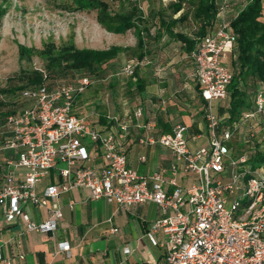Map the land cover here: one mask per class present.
<instances>
[{"label":"built area","instance_id":"built-area-1","mask_svg":"<svg viewBox=\"0 0 264 264\" xmlns=\"http://www.w3.org/2000/svg\"><path fill=\"white\" fill-rule=\"evenodd\" d=\"M228 4L223 0L220 12ZM237 39L231 23L223 20L211 34L199 38L192 53L209 132L208 141L197 147L191 146L185 123L153 135L155 124L141 122L142 107L120 119L117 130L93 127L75 113L78 96L94 83L89 74L73 82L19 90L16 111L0 122V152H11L5 161L8 181L0 189L6 221L21 218L26 231L55 232L63 216L60 195L83 187L88 199L105 198L124 208L158 203L161 216L146 235L154 245H166L165 264H264V82L256 86L253 105L239 114L221 115L215 108L216 101L229 108L233 72L224 57L233 52ZM138 64L131 59L119 73L134 75ZM10 96L2 99L12 103ZM132 126L145 128L140 137L143 145L159 143L171 149L174 160L168 175L165 170L144 174L129 165L121 141ZM243 133L248 138L239 141ZM99 154L104 164L96 167L93 163ZM139 160L145 161L146 156L140 155ZM20 167L25 173L16 180L14 169ZM52 170L61 179L39 195L38 183ZM180 172L186 184L179 183ZM28 203L48 208L49 217L34 220L23 207ZM8 244L0 238V261L14 264V257L4 252ZM71 249V242L62 240L56 253L71 255ZM17 257L24 259L25 254Z\"/></svg>","mask_w":264,"mask_h":264},{"label":"crops","instance_id":"crops-1","mask_svg":"<svg viewBox=\"0 0 264 264\" xmlns=\"http://www.w3.org/2000/svg\"><path fill=\"white\" fill-rule=\"evenodd\" d=\"M178 1L157 0V6L154 0L151 1L153 8L149 16L145 15L140 7L145 19L142 24L141 46L138 31L132 28L137 39L119 43L116 42L117 36L122 32H116L109 38L113 42L111 46L94 48L107 49L123 45L124 50L103 63V67H108H105L103 74L91 75L94 79L91 85L93 87L90 86L80 99L78 98L75 105L77 115L85 117L87 122L90 121L89 123L100 131L117 130L120 119L132 116L137 107H142L141 122L155 124L153 135L171 132L176 124L185 123L189 126L192 147L208 141L209 132L204 117L206 101L194 74L196 63L192 57L200 38L196 34L199 25L193 18L194 8L190 0H184L181 8L175 11ZM250 1L228 0L225 12L219 10L212 31H215L223 20L231 23ZM220 2L222 5L223 0ZM183 14L186 16L181 18ZM231 30L235 32L232 26ZM128 46H136V55L140 59L137 73L131 76L120 74V69L118 70V61ZM236 46L233 52L224 57L228 67L227 59L231 58L232 66ZM142 53L143 58L140 57ZM260 81L257 79L258 83ZM102 82L107 84L104 97L98 94ZM89 97H92L93 105L90 111H87ZM253 99L254 95L251 98L252 105ZM215 108L221 115L231 113L230 103L228 108L217 101ZM142 135H145L144 127L132 126L121 141L126 148L129 165L144 174L165 170L168 175L174 160L171 149L159 143L143 145L140 142ZM245 138H248V133H243L238 140L245 141ZM142 154L146 156L145 161L139 160ZM0 156L3 161V166L0 167L1 189L8 181L4 176L8 169L5 161L11 156V152L2 151ZM93 164L96 167L104 164L102 154L98 155ZM14 170L15 179L21 180L25 168ZM60 179L59 174L52 170L38 183L37 192L41 195L46 187ZM177 179L181 184L187 183L182 172L178 174ZM87 196L88 190L83 187L61 194L59 201L63 216L59 220L57 230L49 233L26 231V225L21 218L14 222L6 221L0 208V238L9 241L4 250L5 254L14 257V264H165L166 245H154L146 235L153 222L161 216L158 203L150 201L124 208L105 198L88 199ZM23 207L36 221L49 217L48 208L32 203L23 204ZM113 228L118 230L113 231ZM158 234L160 240H164L163 233ZM62 240L71 242V255H66L65 252L56 253L57 244ZM126 247L131 249L129 253L125 252ZM19 253H24L25 258L17 257ZM0 264L3 263L0 261Z\"/></svg>","mask_w":264,"mask_h":264},{"label":"rangeland","instance_id":"rangeland-1","mask_svg":"<svg viewBox=\"0 0 264 264\" xmlns=\"http://www.w3.org/2000/svg\"><path fill=\"white\" fill-rule=\"evenodd\" d=\"M151 1L153 0H0V89L11 83L10 78L13 79V84L20 83L19 75L23 70L39 72L42 77L39 84L52 81L56 84L68 83L64 78H50V70L45 66L46 56L42 53L45 48L53 46L59 49L70 43H74L78 48L111 46L113 42L109 38L116 33V24L100 17L101 4H105L107 13L115 14L129 11L131 4L137 2L145 15L149 16L153 8ZM156 2L157 0H154L157 6ZM117 38L116 42L127 43L137 39V35L131 29L126 33L122 32ZM22 46L35 49L37 53L31 57L21 55ZM133 48L136 49V46H128V49H125L118 61V70H121L129 59L140 61L136 55L137 49ZM227 62L232 68L231 58H228ZM137 66L139 67V64ZM105 67L102 68L101 74L106 70ZM106 85L103 82L100 85L98 94L103 97L106 95ZM253 85L251 83L252 87ZM2 95L0 99L4 98ZM82 95L83 93L78 98ZM91 99L92 97L88 98L87 111H90L93 105Z\"/></svg>","mask_w":264,"mask_h":264},{"label":"trees","instance_id":"trees-1","mask_svg":"<svg viewBox=\"0 0 264 264\" xmlns=\"http://www.w3.org/2000/svg\"><path fill=\"white\" fill-rule=\"evenodd\" d=\"M184 0L175 4V11L179 10ZM193 5V18L199 25L197 36L211 34L216 23L221 6L220 0H190ZM100 17L116 24V32H126L135 28L138 31L139 46L142 45V24L144 14L137 2L131 4L127 12H106L105 4H101ZM186 14L181 16L185 17ZM231 26L238 34L235 58L232 60L233 78L229 86L230 111L237 115L244 108L252 106L251 98L258 84L257 79L264 82V0H251L231 21ZM188 40V39H186ZM124 48L112 46L107 49L78 48L74 43L66 44L55 49L53 46L42 51L46 59L45 66L50 71V78H64L67 82L75 81L79 76L89 74L98 75L103 71V63L118 56ZM37 53L35 49H26L22 46L20 54L31 57ZM41 54L40 52H38ZM144 53L140 54L143 58ZM138 70V69H137ZM137 71L135 70L136 74ZM20 83L10 84L0 89L1 94L11 95L13 102L0 99V122L10 113L15 112L16 96L23 87L38 85L42 81L39 72L22 71L19 75ZM51 80V81H52ZM55 81V80H54ZM260 81V82H261ZM253 83V87L251 86ZM49 84H56L52 81Z\"/></svg>","mask_w":264,"mask_h":264}]
</instances>
